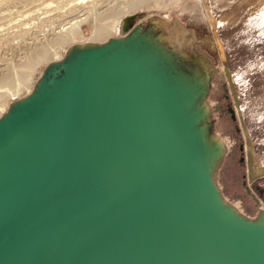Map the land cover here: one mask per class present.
Wrapping results in <instances>:
<instances>
[{
    "label": "water",
    "instance_id": "1",
    "mask_svg": "<svg viewBox=\"0 0 264 264\" xmlns=\"http://www.w3.org/2000/svg\"><path fill=\"white\" fill-rule=\"evenodd\" d=\"M144 26L100 52L88 48L87 65L70 62L53 82H43L35 109H18L19 129L2 133L12 110L0 119V264H264V234L247 223L261 218L241 216L215 183L228 146L213 159L225 142L213 135L205 102L211 61L199 59L205 68L186 63ZM102 82L113 89L103 94L96 89ZM46 85L56 91L46 96ZM90 96L110 99L114 115L92 116L97 102ZM131 96L175 115L187 135L185 165L178 155L171 159ZM114 118L120 128L108 132ZM123 128L142 141L133 154L135 177L112 161ZM79 138L89 146H80ZM76 142L55 161L62 146Z\"/></svg>",
    "mask_w": 264,
    "mask_h": 264
},
{
    "label": "rangeland",
    "instance_id": "2",
    "mask_svg": "<svg viewBox=\"0 0 264 264\" xmlns=\"http://www.w3.org/2000/svg\"><path fill=\"white\" fill-rule=\"evenodd\" d=\"M52 1L55 0H49L48 4ZM141 1L119 0L124 14L103 42L87 45L91 31L85 25L83 38L60 46L55 56L28 69L29 88L14 95L15 89H11L8 96L0 99V119L10 110L14 112L8 123H2L3 135L20 128V110L28 113L35 109L43 82H53L55 73L63 67L68 69L70 62L83 60L87 65L88 48L93 53L100 52L101 47L127 37L142 22L145 30L162 35L160 43L167 51L179 55L186 63H202L205 68L207 61L199 59L211 61L213 80L205 102L211 108L213 135L225 142L221 145L226 150L228 146L216 169L215 183L222 199L241 216L261 218L264 216V0ZM56 4L53 2L51 9L21 5L0 10V77L14 67L25 69L39 48L53 50L51 34L62 27L68 30L69 25H64L70 19L58 17L53 7ZM1 84L0 95L9 89ZM53 89L56 91V87L46 85L43 93L48 95L47 91ZM27 98L30 99L20 103ZM263 222L260 219L254 223Z\"/></svg>",
    "mask_w": 264,
    "mask_h": 264
},
{
    "label": "bare ground",
    "instance_id": "3",
    "mask_svg": "<svg viewBox=\"0 0 264 264\" xmlns=\"http://www.w3.org/2000/svg\"><path fill=\"white\" fill-rule=\"evenodd\" d=\"M48 1L49 0H0V7H2V9L0 10H7L13 6L21 5H30L33 8H41L45 6L43 9H51L52 4L54 2L57 3L55 6H53L55 8L54 11H58V13L60 14H58V17L60 16L62 18L67 19L70 18L69 21L64 25H69L68 30L63 29L62 27L59 32L55 31L51 34L53 37L50 42L53 43V50L49 51L44 47L39 48L36 51V54L31 57L30 62L25 67V69H21L20 71L14 67L13 70H9L6 75H1L0 84L2 83L1 85H6V89H8V87L9 89L6 92L4 91V93L0 95V99L3 96H8L9 90L12 91L13 89H15V91L12 92L14 95L18 94L20 91H22V89H28L29 85L27 83V80L29 79L30 73L27 72V70L35 65L40 64L44 61V59H49L55 56L57 54L56 49H58L60 46L63 47L64 45L71 43L77 38H83V26L86 25V27L89 28V30L91 31V37L87 39L88 44H94V42H103L106 38V35L111 31V29L115 26L116 22L124 14L123 10L121 11L122 7L120 8L119 0H55L49 4ZM130 4L134 3L132 2ZM32 7L31 9L33 10ZM64 9H66V11L61 12ZM129 10H131L130 7ZM181 35L183 37V32H181ZM4 45L6 44H3V46ZM96 89H99V91L105 94L106 92H109L113 89V85L110 82L97 83ZM47 92L48 95L46 94V96H49L53 92H55V90H48ZM131 98L134 101V103L132 104L133 109L146 114L149 117V124L151 125V128L155 130L158 129L157 133L162 138L161 140L165 143V150L171 157V159L174 160L175 155H178L177 160L185 165L186 154L184 150L187 151L185 147L187 135L183 130V126L177 122L175 115L171 113L170 109L167 107L162 110H159V112L158 110L153 109L150 105L151 101L149 98H144L142 100L133 96H131ZM90 99L92 102H97V105H95L91 113L92 116L106 119L114 115V110L110 109V105H113V102L110 99L99 98V96H90ZM133 114H135V112ZM77 116L78 115L73 118H65V121L71 123L72 121H75ZM133 118L134 116L132 115V123L134 122L132 120ZM119 122L120 120L118 118H114L111 121H107V128L105 130H107L108 132H111L113 130H119ZM103 131L104 130H101V132ZM123 132L124 133L122 136V140L118 143V147H120V152L114 155L112 161L118 167H125L130 176L135 177L138 174V169L134 162L133 154L136 153V151L142 147V141L138 140V137L135 138L129 130L124 129ZM77 142H79L80 146L85 147H88L90 144V140L85 138H79ZM77 142L73 145H68L67 147L62 146L59 151H57L54 155L55 161L58 162L60 160L63 152L69 153L68 150L71 147L77 146ZM224 144L220 145L221 150L213 156V159L218 158L222 153L225 152L226 148ZM197 176L198 179L202 180V177L198 175V173ZM209 196L210 200L214 203L216 199V194L213 188H210ZM226 212L230 213L232 212V209L226 208ZM262 220L264 221V216H261V221ZM247 223L251 226L250 229H252L254 232H257L258 234H264V224L257 225L254 222Z\"/></svg>",
    "mask_w": 264,
    "mask_h": 264
}]
</instances>
